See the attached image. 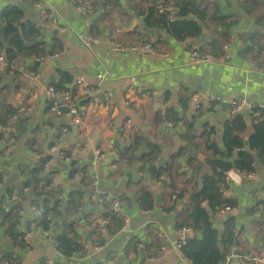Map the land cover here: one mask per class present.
Here are the masks:
<instances>
[{
  "label": "crops",
  "instance_id": "crops-1",
  "mask_svg": "<svg viewBox=\"0 0 264 264\" xmlns=\"http://www.w3.org/2000/svg\"><path fill=\"white\" fill-rule=\"evenodd\" d=\"M88 1L95 6L94 13L89 16L81 15L78 7L68 0H0V12L5 7H14L32 24L38 19L36 4H47L57 11L67 28L65 32L52 30L45 35L40 33L48 50L41 58L61 53L55 61H36L32 56L13 63V68L32 71L39 75L38 79L24 72L11 75L9 71L5 72V66H0V122H7L4 128L17 140L8 153L0 149V196L11 189L18 201L14 204L9 200V204L19 206L18 212H22L13 218V228L3 246H9L8 242L14 243L16 233L31 230L30 196L22 189L24 171L49 156L48 148L53 145L73 150L81 162L76 167L77 171L80 169L88 176L86 180L81 179L83 184L76 177L69 180L71 162L54 158L48 171L52 172L49 177L55 188L60 187L64 195L70 191L81 192L83 216L92 211L98 213L107 203L105 198L115 196L120 205V215L125 219L124 229L112 237L102 235L106 242L94 252L87 230L79 229L87 243V254L67 261L59 258L49 243L33 237L29 250L13 251L9 246L11 256L17 259L9 264H190L175 249L174 244L184 237L176 224L186 222L192 214L194 202L190 201L189 195L200 191L203 176L213 172L216 173L215 181H222L216 185L217 191L223 190L224 195L218 191L213 199L202 200L210 221L221 234L222 224L232 217L237 242L235 253L253 252L264 256V168L254 153L253 179L234 167L224 173L208 166L207 161L220 158L207 151L200 138L203 131L213 129L211 141L222 151V133L228 121L229 102L242 97L251 104H264V0H256L254 6L247 5V0H191L197 2L196 7L204 16L198 23L199 35L184 42L165 35L161 28L146 26L143 21L141 14L148 8L156 9L159 14L165 10L175 14L173 8L162 6L166 0ZM193 18L191 14L185 17ZM87 36L91 43L85 47L80 37ZM139 41L152 42L154 52L114 53L109 48L110 43H116L126 49ZM225 44L230 58L221 62ZM193 51L208 62H196L191 55ZM61 73L68 75L72 84L77 77H82L89 87L98 88L102 95L109 96L107 101L96 104L73 84L79 90L81 104H78V109L86 126L84 138L65 120H59L49 112L45 89ZM99 75L102 76L101 81L97 80ZM129 77H134L133 86L137 93L129 91ZM30 92L36 97V108L20 119L16 117L15 98ZM180 95L202 98L199 102L191 99L183 108L186 117L197 115L195 138L191 143L183 142L174 129L168 130L165 123H159L168 107L181 113L177 103ZM210 95L219 101L209 99ZM83 102L85 104L82 105ZM11 113L15 116L8 120ZM127 119L132 123L131 128H138V133L130 132L124 124ZM251 130L248 117L244 140ZM139 135L144 142L138 151L144 152L148 142L158 146L160 153L148 163H116L117 151ZM217 137L219 143L215 140ZM81 145L87 148L86 152L78 149ZM180 147L185 150V157H178L175 163L179 165V172L187 173L188 177L150 182V172ZM95 148L100 149L101 156L93 157L91 161L89 154ZM93 177L97 178L95 184ZM68 182L78 183L80 190L66 187ZM172 183L174 190L170 187ZM147 185L153 191V207L143 210L139 205L140 193ZM184 189L187 194L178 197L177 193ZM157 193L160 195L159 204L155 203ZM172 194L176 196L174 200L170 198ZM226 201L234 203L233 213L217 216V209ZM26 222H29L28 229ZM195 235L200 237L199 232ZM160 248H165L166 254L157 261L155 256ZM3 256L0 249V258ZM230 264L242 263L234 256Z\"/></svg>",
  "mask_w": 264,
  "mask_h": 264
},
{
  "label": "trees",
  "instance_id": "trees-1",
  "mask_svg": "<svg viewBox=\"0 0 264 264\" xmlns=\"http://www.w3.org/2000/svg\"><path fill=\"white\" fill-rule=\"evenodd\" d=\"M256 0H247V5L254 6ZM197 2L191 0H167L162 3V6L167 9L171 7L174 9V20L169 22L167 16L168 11L159 14L154 8L143 10V21L146 26L161 28L165 35L175 39L176 41H184L199 35L200 27L199 22L203 20V12L196 7ZM191 14L193 19H185ZM14 25L10 30H7L0 41V55H2L6 62V71L10 72L13 63L21 58H41L48 52L46 43L43 36L34 28V25L23 18L22 12L14 7H5L0 12V35L5 26ZM147 42V41H143ZM14 69H17L16 67ZM49 86L55 92L69 91L72 97L76 98L78 104L80 96L79 90L72 84V80L68 75L62 74L58 78L50 81ZM82 92V91H81ZM168 95L166 94V99ZM192 96H179L177 103L181 108V113L177 112L173 107L165 109L162 119L159 123H170L173 129L177 132L180 139L185 143H191L195 138V124L197 115L186 117L183 108L187 102H190ZM85 104L84 102L82 105ZM256 113L257 115H255ZM249 115L251 120V133L247 139H243L246 132V119L243 114H236L230 121H226L222 133L223 150L219 151L216 144L211 141L214 136L213 129H207L200 134L205 148L210 151L213 156L220 159L231 161L233 167L241 172H253V162L255 158L259 161L260 165L264 168V113L257 109ZM15 116V113L8 114V120ZM7 122L1 121L0 126H6ZM131 138V137H130ZM144 139L135 136L131 141L126 144L121 150L117 151L116 163L122 164L134 162L138 164L148 163L160 153V148L156 145H149L146 142V149L144 152L138 151L139 147L143 144ZM83 145L78 147L82 149ZM185 150L179 148L176 153L172 154L169 159L157 168L150 172V182L153 180L162 181L163 179L174 180L177 177H188L187 173L179 172V165L175 163L178 157H185ZM67 159H71V170L68 175L69 180L76 177V172L80 165V159L76 153L71 156V149H64ZM54 159V155L41 158L36 162V165L24 171V180L22 182V189H27L30 196L31 206L40 209L39 217L37 219L38 225L47 230L50 221L46 219L47 214L52 213L54 217H62L59 228L62 231L60 238V250L62 257L65 261L72 259L76 256H84L87 254V243L82 239L79 229L87 230V236L91 238L93 246L101 247L106 242V238L102 235L114 236L121 230L124 219L120 214L111 213L108 210V203L98 210V213L92 211L89 215H82V193L78 191H70L64 195L60 187L55 189L50 188L52 180L49 177L52 172L48 171L51 163L49 160ZM189 161V160H188ZM188 161H186L188 163ZM214 171V170H213ZM47 172V174L45 173ZM216 173L204 175L203 187L194 195H189L190 201L194 202L192 214L188 217L186 222L176 224L178 230L185 228L189 230L188 237L184 238L183 244L180 247V252L190 264H220L223 256L229 253L232 249L235 252L236 237H235V223L232 217L225 220L222 224L223 232L220 234L215 228L214 222L210 221L206 210L203 207V199H213L214 193H218L216 185L222 183L214 179ZM221 175V174H218ZM83 184V181H79ZM149 182V183H150ZM2 184V176L0 175V185ZM174 190L173 183L170 185ZM208 192V195H207ZM11 189L5 190L4 194L0 196V249L3 251L4 256L0 258L1 262H15L17 259L11 256V251H7L3 244L5 238L9 236V231L13 228L12 220L17 217L19 206L10 205L9 199L12 196ZM153 191L147 186L142 187L141 199L139 205L143 210H150L153 207L152 200ZM187 194L184 189L177 193V196L183 197ZM64 195V200L59 201L58 198ZM175 195V194H172ZM176 197V196H175ZM200 197V199H199ZM51 201H54L52 204ZM9 204V205H8ZM222 204L234 207L231 201L223 202ZM221 204V205H222ZM8 205V207H4ZM220 205V206H221ZM61 207L62 211L58 210ZM219 206V207H220ZM161 208V207H160ZM163 209V208H161ZM219 209V208H218ZM217 209V210H218ZM109 211V212H108ZM252 213L254 210L251 211ZM97 222H102V226L96 225ZM106 222V223H105ZM95 225L97 229L90 230V226ZM54 228L55 223H53ZM104 230L105 234L99 231ZM195 232L200 233V237L195 235ZM108 237V238H109ZM94 238V239H93ZM10 248L15 251H26L25 243L22 241L9 243ZM242 255V254H240ZM45 264V262L41 263Z\"/></svg>",
  "mask_w": 264,
  "mask_h": 264
},
{
  "label": "built area",
  "instance_id": "built-area-1",
  "mask_svg": "<svg viewBox=\"0 0 264 264\" xmlns=\"http://www.w3.org/2000/svg\"><path fill=\"white\" fill-rule=\"evenodd\" d=\"M71 4L78 7L81 15L89 16L90 14L94 13L95 6L92 2L88 0H68ZM36 10L38 11V19L37 22L33 23L34 28L41 34H47L52 30H56L58 32H65L66 31V23L65 21L58 15L57 11L53 9L51 6L47 4L37 3L36 4ZM167 20L169 22H172L174 20V14L169 13L167 16ZM186 41V40H185ZM80 42L85 47H88L91 43V39L87 36L85 38L80 37ZM184 42V41H183ZM110 51L117 53L119 51L122 52H129V53H139V54H150L154 52V45L152 42H143L139 41L132 46L122 49V47H119L116 43H110ZM223 51L224 55L221 57V62H225L230 58L229 51H228V45H223ZM192 57L195 59L198 63H206L208 62V59L201 56L197 51H193L191 53ZM61 56V53L53 54L46 56L44 58L36 59V61H40L42 59H48L50 61H55ZM0 66L4 67L6 66L5 59L2 55H0ZM24 72L18 69H14L13 67L10 68V74L14 75L15 73ZM29 77H32L34 79H38L39 75L35 74L32 71L24 72ZM97 80L101 81L102 76L99 75L97 77ZM134 77H129V91L137 93V90H135L133 86ZM73 84L78 87L84 96H89L93 99V101L96 102V104H101L102 101H107L109 96L102 95L98 88H92L88 86V83L82 78L77 77ZM45 96L49 100V112L54 114L59 120H65L67 124L71 127H74L80 135L84 138L86 133V126L85 123L79 113L78 109V102L76 98L72 97L71 93L69 91H60L55 92L53 88H51L49 85L45 89ZM153 96H156V93H153ZM209 99L211 100H218V98H214L213 96H209ZM202 98L199 96H193L192 101L199 102ZM219 101V100H218ZM16 103V117L22 119L24 117H27L35 108H36V97L33 93H28L25 95H20L15 98ZM261 110L264 113V104H251L248 103L244 98L237 97L233 99L231 102H229V107L226 113V119L228 121L232 120L234 115L241 114L243 111H247L250 115L251 113H254L255 110ZM257 115L256 113H254ZM124 124L129 127L130 132L138 133L139 130L137 127H133L132 123L129 119H127ZM166 127L168 130L173 129V126L170 123H166ZM0 149H2L4 152H9L11 147L14 146L17 142L16 139H14L12 136L8 134V131L0 126ZM83 152L87 151V148L83 146L81 149ZM75 152L71 150V156ZM93 157L100 158L101 151L98 148H95L92 150ZM48 155L52 156L54 155V158L57 161H64V162H71V159H67L64 153V150L58 146H51L48 148ZM37 158V157H36ZM49 162H52V159L49 160ZM247 177L250 179L254 178V173L250 172L247 173ZM77 179H83L86 180L88 176L86 173H84L82 170H78L76 173ZM97 178L93 177L92 182L95 184ZM50 188L55 189V186L51 184ZM24 191H28L27 189H24ZM220 193L224 195V191L221 190ZM171 200H174L176 197L175 195H171ZM11 203H16L18 201V197L16 194L12 195L10 197ZM59 201L64 200V195L58 198ZM105 201L108 203V210L111 213L114 214H120V205L117 201V198L115 196L106 197ZM54 201H51L50 204H52ZM58 210L61 212L62 209L59 206ZM234 211V207H230L229 205L222 204L219 209L216 211V215L219 217H223L225 213L231 214ZM30 212L33 215V219L31 221V230L29 232H21L16 233L17 237H15L13 240L15 242L22 241L25 243V250H29L31 248V239L33 237H36L40 239L43 242H47L51 245L52 249L58 255L59 258L63 259L62 254L59 252L60 250V238L62 236V231L57 228L59 224H61L62 217H54L52 213L47 214L46 219L50 221L48 225L47 230H43L37 223V219L39 217L40 209L31 206ZM22 215V212L19 211L17 214ZM53 223H55V227L53 226ZM96 225L102 226V222H97ZM125 225V219L123 226L121 228L124 229ZM91 231L97 229L95 225H91L89 228ZM99 231V230H98ZM101 234H105L104 230L99 231ZM179 232L184 236L185 234H188L189 230L182 228L179 230ZM94 239V238H93ZM184 237H181L177 242L174 244L175 249L178 251V253L181 255L180 247L183 244ZM87 248V247H86ZM100 247L93 246L92 251H97ZM166 254L165 248H160L158 253L155 256V259L157 261H160L163 259L164 255ZM182 256V255H181ZM237 257L242 264H264V256H259L253 252L249 253H243L242 255L236 254L234 252V249H232L229 253L225 254L223 256L222 262L220 264H230L232 259ZM2 264H7L6 262H3Z\"/></svg>",
  "mask_w": 264,
  "mask_h": 264
},
{
  "label": "water",
  "instance_id": "water-1",
  "mask_svg": "<svg viewBox=\"0 0 264 264\" xmlns=\"http://www.w3.org/2000/svg\"><path fill=\"white\" fill-rule=\"evenodd\" d=\"M13 27H14V25H8L2 29L1 35H0V41H2L5 32L7 30L12 29ZM242 114L245 117V119H248L249 114L247 111H243ZM215 140L217 143L220 142V139L218 137ZM89 159L91 161L94 159L91 152L89 154ZM206 163L208 164V166H211L215 169H218L219 171L224 172V173L228 172L233 167V165L230 162L224 161L223 159H212V160L207 161ZM66 187H68L70 189H74V190H80V185L78 183H75V182H68L66 184ZM160 202H161L160 201V195H158V193H157V194H155V203L159 204ZM28 226H29V222H26V229H28ZM186 237H188V234L184 235V238H186ZM5 247L9 251H11L9 246H5Z\"/></svg>",
  "mask_w": 264,
  "mask_h": 264
},
{
  "label": "clouds",
  "instance_id": "clouds-1",
  "mask_svg": "<svg viewBox=\"0 0 264 264\" xmlns=\"http://www.w3.org/2000/svg\"><path fill=\"white\" fill-rule=\"evenodd\" d=\"M229 175L231 176L232 174L230 173Z\"/></svg>",
  "mask_w": 264,
  "mask_h": 264
},
{
  "label": "rangeland",
  "instance_id": "rangeland-1",
  "mask_svg": "<svg viewBox=\"0 0 264 264\" xmlns=\"http://www.w3.org/2000/svg\"><path fill=\"white\" fill-rule=\"evenodd\" d=\"M133 44V43H132Z\"/></svg>",
  "mask_w": 264,
  "mask_h": 264
}]
</instances>
